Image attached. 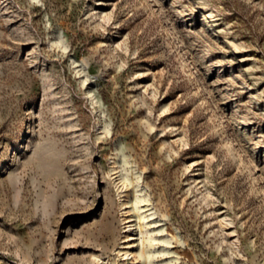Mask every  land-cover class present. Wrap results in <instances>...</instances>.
Listing matches in <instances>:
<instances>
[{"label":"rangeland","instance_id":"374dc122","mask_svg":"<svg viewBox=\"0 0 264 264\" xmlns=\"http://www.w3.org/2000/svg\"><path fill=\"white\" fill-rule=\"evenodd\" d=\"M149 252L264 264V0H0V264Z\"/></svg>","mask_w":264,"mask_h":264},{"label":"bare ground","instance_id":"6f19581e","mask_svg":"<svg viewBox=\"0 0 264 264\" xmlns=\"http://www.w3.org/2000/svg\"><path fill=\"white\" fill-rule=\"evenodd\" d=\"M153 245H154V240L153 239H150L149 240V246L151 247ZM153 257H154V254L152 252H149L148 254H145V258L147 259V264H155L152 261Z\"/></svg>","mask_w":264,"mask_h":264}]
</instances>
